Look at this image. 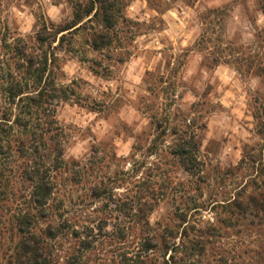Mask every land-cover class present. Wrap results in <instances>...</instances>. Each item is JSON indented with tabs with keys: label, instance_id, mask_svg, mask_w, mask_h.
<instances>
[{
	"label": "rangeland",
	"instance_id": "obj_1",
	"mask_svg": "<svg viewBox=\"0 0 264 264\" xmlns=\"http://www.w3.org/2000/svg\"><path fill=\"white\" fill-rule=\"evenodd\" d=\"M113 1L111 28L58 34L95 1L0 0V77L25 62L4 44L46 52L49 93L0 96V264H264V0ZM41 131L61 154L44 207Z\"/></svg>",
	"mask_w": 264,
	"mask_h": 264
},
{
	"label": "trees",
	"instance_id": "obj_2",
	"mask_svg": "<svg viewBox=\"0 0 264 264\" xmlns=\"http://www.w3.org/2000/svg\"><path fill=\"white\" fill-rule=\"evenodd\" d=\"M95 3L91 2L90 7H85L83 10L80 8L77 9L74 15V19L71 23L64 25L62 28L59 29L58 34H63L65 32L72 33L74 31H78L80 29H84V24L86 22L91 21L93 18L98 17V13H101V21L104 24L106 29H109L114 24V16L112 15L113 9V0H94ZM95 10V13L91 16L92 12ZM86 20V21H85ZM85 21V22H84ZM64 35L61 36V39ZM37 42L41 45L45 43V40L42 38L41 35L37 36ZM93 46H96V40H93ZM4 49L6 52L10 51L11 54L15 55L18 58V61L23 60L27 63L14 65L11 68V65L8 64L7 73L0 77V96L5 95L8 99L9 103L18 107L23 105L26 106L25 109H30L31 107H40L42 104H47V98L49 97L48 93V86L44 82V87L40 90H37L38 86L43 83L44 75L46 73L47 67V54L44 52L40 57L35 54H31L26 56V49L24 46H15L11 48V45L4 44ZM11 71L21 72L25 71V76L22 80L18 81L15 78V75L11 73ZM23 74V72H22ZM31 88H36L35 96H28L25 91H28ZM17 100V103H15ZM45 101V102H44ZM29 115V114H27ZM46 130H44L45 134H49L52 132V125L51 122H44ZM27 127V125H25ZM11 129V127H10ZM34 139L37 140V145H39V150L46 151L47 145L48 149L51 150V155H41L39 157V164H37L35 171L33 173H29L27 178L28 181L34 184V202L38 207H44L48 197L51 194V183H49L48 175L52 169L59 168L60 166V150L58 146H56V141L53 137H49L48 141L43 139L42 131L39 134L33 133ZM181 148V149H180ZM36 152V149H35ZM180 155H187L188 152L186 150H182V147H179V151L177 152ZM178 154V155H179ZM32 172V170H31ZM35 182V183H34ZM27 256L29 257V261L31 264H37V258L34 257L35 255V248H26Z\"/></svg>",
	"mask_w": 264,
	"mask_h": 264
},
{
	"label": "crops",
	"instance_id": "obj_3",
	"mask_svg": "<svg viewBox=\"0 0 264 264\" xmlns=\"http://www.w3.org/2000/svg\"><path fill=\"white\" fill-rule=\"evenodd\" d=\"M222 1H224V0H196L195 2H194V6H193V8L192 7H190V6H184L185 7V9L184 10H182L181 11V13L179 12V11H177L178 12V14H190V13H194V9H196V10H198V9H200V10H202V9H205V8H210V9H215L214 7H217V5H219V3L218 2H222ZM173 10V9H172ZM170 12V13H169ZM167 14V13H166ZM164 15L163 17L165 18V23H166V31L168 32L170 29H172V24H174V23H176L175 21H173V20H171L170 18H168V15ZM168 14H171V15H174L173 14V12L170 10V11H168ZM176 19H177V17H176ZM179 21H180V19H179ZM178 21V22H179ZM175 25H177V24H175ZM182 43V42H181ZM183 44V43H182Z\"/></svg>",
	"mask_w": 264,
	"mask_h": 264
}]
</instances>
